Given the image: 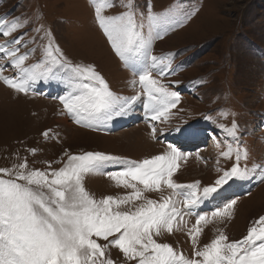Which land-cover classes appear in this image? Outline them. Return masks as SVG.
<instances>
[{
  "label": "rangeland",
  "instance_id": "1",
  "mask_svg": "<svg viewBox=\"0 0 264 264\" xmlns=\"http://www.w3.org/2000/svg\"><path fill=\"white\" fill-rule=\"evenodd\" d=\"M133 2L134 9H129L128 5ZM99 3L112 5L103 10L104 15L131 10L139 22L140 14L144 13L146 37L149 8L157 15L195 10L190 19L171 28L162 38L152 40L151 55L164 58V63H171L175 69L165 76L153 70V78L180 94L179 103L169 110L167 118L154 121L161 130L158 139L151 138L146 125L132 124V120L138 122L142 117L132 119L127 110L123 114L126 119L122 115L115 116L93 127L76 123L58 99L75 83L70 81L71 73L67 68H60L55 77L34 84L26 94L17 93L0 79V169H14L25 161L30 170L59 169L68 155L88 151L118 157L121 163L85 174V189L100 200L109 195L129 196L134 191L117 185L106 172L123 169L127 162L159 155L168 144L176 146L189 141L192 149L187 150L188 145L176 146L187 154L177 162L173 180L182 185L199 182L201 191L213 186L224 171L231 169L239 149L241 167L259 168L252 178L234 179L227 185L237 188L236 184L246 183L248 187L227 196L223 193L225 185L191 215H184L182 221L178 218L171 233L162 230L159 236L154 235L157 242L168 243L189 259L196 258L195 248L202 249L221 233L227 236L228 242L239 241L259 217L264 216V0H0V23L10 24L14 18H19L25 25L8 37L0 35V45L19 47L20 54L28 53L24 63L30 67L45 60L44 50L51 43L53 47L58 46L71 63L94 66L110 90L122 100L142 94L129 105L143 99L148 101L139 84V75L119 59L98 26L94 9ZM21 33L20 45L8 43ZM0 64L7 65L8 59L0 57ZM62 73L67 75L62 76ZM16 74V69L11 67L2 73L7 77ZM141 103L148 105L146 102L136 104L142 108ZM146 112L144 123L152 129V113L147 106ZM62 115L73 123H70L74 128L71 132L57 122ZM233 122L235 135L222 130L221 126L230 128ZM177 128H186L185 135L195 131L196 137L204 138L185 139L175 131ZM167 130L169 132L162 134ZM205 137L206 140L213 138L216 146L201 145ZM165 138L172 139L166 142ZM229 144L233 153L231 157H224L222 153ZM245 150L247 159L243 156ZM133 183L142 190L141 199L122 205V211H134L148 199L162 202L171 196L177 201V207L187 212L182 203L183 195L174 196L165 185L159 190L147 191L142 184ZM181 192L186 193L187 189ZM231 199H236L237 203L230 217H211L213 209ZM197 212L206 214L207 221L199 225L201 232L194 246L189 232L196 225ZM98 242L106 243L102 239ZM104 258L112 259L114 264H137L127 260L113 246H109Z\"/></svg>",
  "mask_w": 264,
  "mask_h": 264
},
{
  "label": "snow or ice",
  "instance_id": "2",
  "mask_svg": "<svg viewBox=\"0 0 264 264\" xmlns=\"http://www.w3.org/2000/svg\"><path fill=\"white\" fill-rule=\"evenodd\" d=\"M111 6L99 3L95 7L98 26L119 59L139 75V84L149 101L147 108L152 113L151 120L167 118L169 110L179 103L180 94L153 78V70L165 76L175 69L171 63L165 64L164 58L151 55L152 40L162 38L171 28L190 19L195 10L157 15L149 8L146 14L149 33L146 37L143 32L144 13L140 14L139 22L131 10L104 15L103 10ZM134 7V2L128 5L129 9ZM24 26L19 18H14L10 24L0 23V35L8 37ZM22 39L23 33L8 43L20 45ZM44 55L43 62L29 67L24 63L28 53L20 54L19 47L0 45V57L8 59L7 65L0 64V79L17 93L26 94L34 84L55 77L60 68L69 69V79L75 83L58 99L67 115L87 127L98 126L123 115L128 105L139 98L133 96L122 100L110 90L94 66L71 63L58 46L53 47L49 43ZM7 67L16 69V76H3ZM221 127L235 135L234 122L230 128ZM175 131L185 139L198 135L195 131L185 135L186 128ZM156 133V127L152 126L150 135L153 140L158 139ZM232 153L233 148L229 144L222 155L231 157ZM184 155L176 146L168 144L159 155L139 162H127L123 169L106 172L117 185L134 191L129 196L109 195L100 200L85 189V174L121 163L118 157L88 151L68 155L66 163L59 169L30 170L26 161L14 169H0V264H114L112 259L104 258L109 246L118 248L127 260L137 264H264V216H260L239 241L228 242L227 236L221 233L202 249L195 248L194 259L186 258L168 243L154 239V235L159 236L162 230L171 233L178 218L182 221L184 215H191L230 181L252 178L257 171L240 166L242 153L237 149L236 163L231 169L224 171L213 186L204 187L201 191L199 182L182 185L173 180L177 162ZM243 156L247 159L246 150ZM133 181L142 184L143 190H159L165 185L174 196L183 195L182 203L187 212H182L171 196L162 202L148 199L134 211H122V205L141 199L142 190L137 189ZM184 189H187L186 193L181 192ZM236 203V199L223 202L211 212V217H230ZM196 215V225L189 232L194 246L201 232L199 225L207 221L206 214L197 212ZM101 239L106 243H99Z\"/></svg>",
  "mask_w": 264,
  "mask_h": 264
},
{
  "label": "bare ground",
  "instance_id": "3",
  "mask_svg": "<svg viewBox=\"0 0 264 264\" xmlns=\"http://www.w3.org/2000/svg\"><path fill=\"white\" fill-rule=\"evenodd\" d=\"M5 63V62H4ZM59 77V76H58ZM55 82V81H54ZM59 82V81H58ZM57 83V82H56ZM69 90H71V88L69 89ZM138 102H146L147 104L149 103L146 99H143V100H140V101H138ZM138 102H136V103H138ZM136 103H134V104H132V105H129L128 107H127V112L130 114V116L132 117V119H134V118H138V117H142V120H140V121H138V122H133V120H132V124H135V123H138L139 124V126H142V125H146L147 126V129L151 132V129H149V127H148V125L147 124H145L144 122H145V119H146V114H147V112H146V104H142L141 103V107L143 108H140L139 107V105L138 104H136ZM125 114H126V111H125ZM123 117H125L124 115H122ZM125 119H126V117H125ZM57 122L58 123H62L63 125H64V127H66V128H68V130L71 132L74 128L70 125V123L71 122H69L67 119H66V117L64 116L63 117V115H62V117H60V119H58L57 120ZM151 123H153L154 125L153 126H155L156 127V129H157V136H159V132H161V130H159V126H157V123L156 122H154L153 120H151L150 121ZM71 124H73V123H71ZM141 124V125H140ZM138 126V127H139ZM134 129H135V127H133ZM125 129V128H124ZM121 130H123V129H121ZM120 130V131H121ZM174 130V129H173ZM125 132V131H124ZM167 132H169V130H167L166 132H162V134H166ZM116 134L117 133H119V131H117V132H115ZM123 134V133H122ZM195 138H198V137H195ZM183 142H180V143H178L176 146H180L181 144H182ZM202 143V142H201ZM205 144H206V146L208 147L209 145H213L214 144V139L213 138H207V141H205ZM215 146H216V144H214ZM191 147V146H190ZM188 149H191V148H188ZM200 149H202V147L200 148ZM203 150V149H202ZM203 153V152H202ZM199 155V154H198ZM197 154H195V156H198ZM256 168H259V167H256ZM256 168H252V169H256ZM255 181V180H254ZM230 183H231V181H230ZM234 187H237V188H232V187H230L229 188V186L227 185L226 186V188H225V190L223 191V193L225 194V195H229V194H231V193H234L235 191H239V190H243V189H246L247 187H248V185H246V183H243V184H236ZM220 201H222V200H220ZM219 201V202H220ZM218 202V203H219Z\"/></svg>",
  "mask_w": 264,
  "mask_h": 264
}]
</instances>
